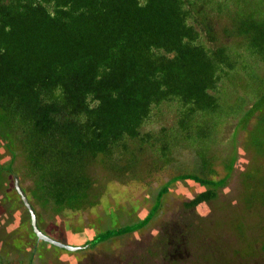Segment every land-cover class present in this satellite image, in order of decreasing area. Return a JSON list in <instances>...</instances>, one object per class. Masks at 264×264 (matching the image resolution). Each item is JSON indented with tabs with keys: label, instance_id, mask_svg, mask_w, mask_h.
<instances>
[{
	"label": "trees",
	"instance_id": "1",
	"mask_svg": "<svg viewBox=\"0 0 264 264\" xmlns=\"http://www.w3.org/2000/svg\"><path fill=\"white\" fill-rule=\"evenodd\" d=\"M251 128L264 154V0H0L1 195L25 173L37 206L84 211L98 203L99 169L123 183L152 181L195 159V172L184 162L156 189L143 220L84 250L148 228L174 185L199 188L188 210L216 202L239 161L236 142ZM23 223L0 235V264H16L10 254L20 264L43 260L41 249L55 254L32 226L17 249L10 237ZM182 229L164 228L168 263L189 256L191 230Z\"/></svg>",
	"mask_w": 264,
	"mask_h": 264
},
{
	"label": "rangeland",
	"instance_id": "2",
	"mask_svg": "<svg viewBox=\"0 0 264 264\" xmlns=\"http://www.w3.org/2000/svg\"><path fill=\"white\" fill-rule=\"evenodd\" d=\"M251 1L255 4L261 0ZM258 141L255 128L240 134L236 142L237 146L241 145L237 147L239 161L229 184L220 191L216 202L203 208L188 210L184 204L200 192L199 188L194 183L174 185L163 211L148 228L108 245L99 244L101 246L95 250L84 248L86 244L93 246L96 238L109 229L137 224L143 220L155 204L156 189L165 184L178 169L183 172L185 167L181 165L184 162L192 165V171L195 172V159L187 156L181 160L178 168L173 166L166 172L158 173L152 181L129 180L123 183L110 179L107 173L99 169L98 203L84 211L67 210L60 214H54L35 204L34 198L26 191L32 184L24 173V177L20 176V184L25 188L33 207L39 212V228L57 242L82 248L71 253L41 243L49 250H54L55 254L53 251L41 249L40 253L46 261L36 259L35 264H86L89 257L94 258L95 255L100 256V264H172L165 260L160 247L167 224H179L182 230H191L188 239L189 256L177 264H264V154L255 152V149L258 150ZM3 143L0 140V154L4 155ZM10 157L6 152L3 157L7 158L6 163ZM22 163L18 160L15 168L19 170L24 165ZM20 170L22 174L24 170ZM217 172V178L226 175L222 164L217 167ZM243 172L245 176L241 175ZM3 178L4 181L9 180L8 176ZM9 183L14 187L13 176ZM11 187L3 190L2 195L0 192V235L3 241L6 234L16 230L24 222L19 235L12 233L10 237L19 249L23 243V230H29L31 222L20 197ZM6 200L10 205H6ZM5 248L8 250V247ZM10 258L20 264V254H10Z\"/></svg>",
	"mask_w": 264,
	"mask_h": 264
},
{
	"label": "water",
	"instance_id": "3",
	"mask_svg": "<svg viewBox=\"0 0 264 264\" xmlns=\"http://www.w3.org/2000/svg\"><path fill=\"white\" fill-rule=\"evenodd\" d=\"M14 186H15L16 192L18 193V195L21 198V201L23 202L25 208L28 210V212L30 214L31 226H32L34 234L36 235V237L38 238L39 241L51 244V245L56 246L60 249L67 250L71 253L78 252L82 249L79 247L67 246V245L62 244L60 242H57V241L53 240L52 238L48 237L47 235H45L44 232L39 228L37 212L34 209V207L32 206V204L30 203L24 189L22 188L18 176L15 177Z\"/></svg>",
	"mask_w": 264,
	"mask_h": 264
},
{
	"label": "flooded vegetation",
	"instance_id": "4",
	"mask_svg": "<svg viewBox=\"0 0 264 264\" xmlns=\"http://www.w3.org/2000/svg\"><path fill=\"white\" fill-rule=\"evenodd\" d=\"M20 197V196H19Z\"/></svg>",
	"mask_w": 264,
	"mask_h": 264
}]
</instances>
